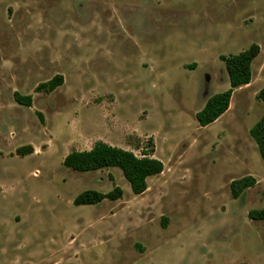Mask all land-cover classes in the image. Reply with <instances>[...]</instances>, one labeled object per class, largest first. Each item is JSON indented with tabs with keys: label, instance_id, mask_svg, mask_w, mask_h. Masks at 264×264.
Returning <instances> with one entry per match:
<instances>
[{
	"label": "rangeland",
	"instance_id": "1",
	"mask_svg": "<svg viewBox=\"0 0 264 264\" xmlns=\"http://www.w3.org/2000/svg\"><path fill=\"white\" fill-rule=\"evenodd\" d=\"M252 44L251 83L199 127L229 88L219 56ZM57 75L55 91H35ZM262 88L264 0H0V264H264V223L248 218L264 208L249 134ZM97 141L138 157L150 141L164 170L134 196L118 169L63 167ZM25 145L36 153L8 155ZM246 176L256 184L234 199ZM113 186L116 202L72 203Z\"/></svg>",
	"mask_w": 264,
	"mask_h": 264
},
{
	"label": "trees",
	"instance_id": "2",
	"mask_svg": "<svg viewBox=\"0 0 264 264\" xmlns=\"http://www.w3.org/2000/svg\"><path fill=\"white\" fill-rule=\"evenodd\" d=\"M259 53V46L252 44L248 49L236 55L219 56V60L224 64L226 70L229 88L224 92L207 98L203 108L195 114L199 127L205 128L216 122L229 109L234 90L251 83L253 75L251 65ZM62 84L63 77L57 75L48 82L38 85L35 91L49 94ZM256 99L264 105V88L259 90ZM14 101L19 106L26 108H30L32 105L31 96H22L18 93H14ZM36 116L40 122L43 121L40 113H36ZM249 134L257 146L261 160L264 162V111L259 120L250 128ZM148 147L149 150L141 149V156L138 157L132 151L97 141L88 151H72L67 154L62 161V165L67 169L80 173L101 171L109 168L118 169L128 183L131 193L134 196H139L148 189L147 179L162 174L164 170L163 163L153 157L154 150L150 141ZM33 153L34 149L31 145L21 146L15 151V155L19 157H25ZM255 184L256 181L251 176L232 181L230 183L232 197L237 199L241 193ZM123 195L124 191L117 186H113L108 193L85 190L79 193L72 203L76 207L93 206L103 201L116 202L122 199ZM248 218L254 222L264 223V208L250 211Z\"/></svg>",
	"mask_w": 264,
	"mask_h": 264
},
{
	"label": "crops",
	"instance_id": "3",
	"mask_svg": "<svg viewBox=\"0 0 264 264\" xmlns=\"http://www.w3.org/2000/svg\"><path fill=\"white\" fill-rule=\"evenodd\" d=\"M260 48V47H259ZM254 62V61H253ZM253 64V63H252ZM251 68H252V65H251ZM252 74H253V72H252ZM253 76V75H252ZM252 81V80H251ZM229 84V83H228ZM248 86V85H247ZM245 87V86H244ZM240 89V88H239ZM237 90V89H236ZM235 91V90H234ZM259 92V91H258ZM221 93V92H220ZM233 95V94H232ZM231 99H232V97H231ZM230 103H231V101H230ZM263 104V103H262ZM264 106V105H263ZM264 111V110H263ZM263 114V113H262ZM21 147V146H20ZM33 147V146H32ZM19 147H16L15 149H14V152H11L10 154H12V155H10V154H8L10 157H13V156H16L15 155V151H16V149H18ZM34 149V148H33ZM91 149V148H90ZM89 149V150H90ZM88 151V150H87ZM77 152H81V151H77ZM36 153V151L34 150V153L33 154H35ZM69 154V153H68ZM65 158V157H64ZM63 158V159H64ZM63 161V160H62ZM34 177H36V175H34ZM2 193V188L0 187V194Z\"/></svg>",
	"mask_w": 264,
	"mask_h": 264
}]
</instances>
